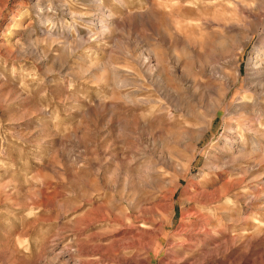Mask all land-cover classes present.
Listing matches in <instances>:
<instances>
[{
  "label": "rangeland",
  "instance_id": "obj_1",
  "mask_svg": "<svg viewBox=\"0 0 264 264\" xmlns=\"http://www.w3.org/2000/svg\"><path fill=\"white\" fill-rule=\"evenodd\" d=\"M0 264H264V0H0Z\"/></svg>",
  "mask_w": 264,
  "mask_h": 264
},
{
  "label": "bare ground",
  "instance_id": "obj_2",
  "mask_svg": "<svg viewBox=\"0 0 264 264\" xmlns=\"http://www.w3.org/2000/svg\"><path fill=\"white\" fill-rule=\"evenodd\" d=\"M117 1H119V0H117ZM92 2L95 3V4H97L98 8L102 9L103 0H92ZM65 5L66 4H62V6L64 7L63 10H66ZM99 14H101V13H99ZM107 17H108V19H100L99 20V24L98 23H95L94 21H93L94 23L93 22H90V23H93V25L95 26L96 29H98V31H99L100 34H105V33H107V32L110 31V23H111V21L109 19H111V15L110 16H107ZM253 143L255 144L256 141H253Z\"/></svg>",
  "mask_w": 264,
  "mask_h": 264
}]
</instances>
